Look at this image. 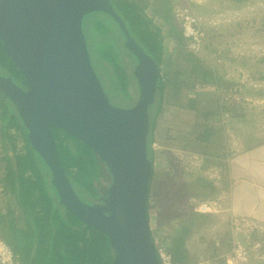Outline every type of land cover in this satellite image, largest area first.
Instances as JSON below:
<instances>
[{"label": "rangeland", "instance_id": "rangeland-1", "mask_svg": "<svg viewBox=\"0 0 264 264\" xmlns=\"http://www.w3.org/2000/svg\"><path fill=\"white\" fill-rule=\"evenodd\" d=\"M135 1L144 6L152 25L161 30L163 60L167 65L160 66V75L180 72L181 85L199 77L203 69L211 71L213 77L207 85L196 83L193 91L184 93L166 85L158 114L149 116V121L155 120L150 145L152 188L148 197V224L153 243L156 249L171 245L175 231L183 225L190 228L183 237L186 264H221L237 246L247 249L245 264H264V231L244 218L237 221L225 215L232 157L244 146L264 142V0H169L170 24L181 35V17L176 10H185L198 20L202 41L198 53L189 47L183 35V47L172 39V29L161 18L166 9L163 0ZM95 21L110 27L107 35L98 33ZM82 28L92 68L110 104L132 107L138 96L136 81L131 77L132 58L120 50L129 98L111 86L112 69L101 59L104 44L116 42L121 47L124 43L117 26L104 14L96 13L83 18ZM7 71L0 62V74L10 76ZM188 97L196 102L193 108L183 110ZM204 125L215 132L207 144L196 139ZM18 144L21 146L20 141ZM2 172L0 168V178ZM108 184L109 178L101 181L103 188ZM77 194L90 204L101 201ZM5 198L0 194L2 212L7 207ZM9 202L16 216H21L13 199ZM206 204L211 207L201 213V205ZM193 213L207 218L198 217L193 224L188 218ZM16 226L24 228V221L17 220Z\"/></svg>", "mask_w": 264, "mask_h": 264}, {"label": "water", "instance_id": "water-1", "mask_svg": "<svg viewBox=\"0 0 264 264\" xmlns=\"http://www.w3.org/2000/svg\"><path fill=\"white\" fill-rule=\"evenodd\" d=\"M91 13L109 16L136 63L138 88L130 108L115 107L96 76L82 28ZM0 42L26 86L0 75V93L14 107L26 141L51 175L59 203L84 225L104 233L114 264H160L147 217V135L158 70L129 35L110 0H0ZM52 129L91 149L111 176L106 195L87 204L73 190Z\"/></svg>", "mask_w": 264, "mask_h": 264}, {"label": "trees", "instance_id": "trees-1", "mask_svg": "<svg viewBox=\"0 0 264 264\" xmlns=\"http://www.w3.org/2000/svg\"><path fill=\"white\" fill-rule=\"evenodd\" d=\"M110 4L123 21L129 35L157 66L159 75L154 96L150 101L148 120L149 116L151 118L152 115L158 114L163 89L166 85L171 88L174 87L176 92L184 93L187 90L193 91L196 83L207 85L209 81H213L211 71L204 69L199 77H194L192 80L188 79L191 81H186L185 85L178 82V78L181 76L180 72L175 71L171 75H160V66L167 65L163 60L161 30L152 25V21L144 13V6H140L135 0H110ZM163 4L166 6L164 15L161 16L160 12L157 13L172 29V39L183 47L184 38L181 31L179 32L174 25L170 24L172 19L170 1L163 0ZM93 14L96 13H91L87 17ZM104 15L112 20L106 14ZM114 24L116 25L115 22ZM94 27L96 30L99 28L98 33L100 35H107L110 31V27L103 25V23L100 24L98 21H95ZM117 29L120 32L118 26ZM103 49L101 59L111 67L113 72L111 86L116 90L119 89L129 98L127 74L120 64L119 54L124 50L130 57L133 55L123 45L118 47L116 42L115 44H104ZM0 62L8 70L7 72L13 81L24 88L23 86L26 84L4 52L1 42ZM195 68H197L196 65ZM131 77L134 79L132 74ZM195 102L194 98L188 97V105H184L182 109L193 108ZM153 119L149 121V133L146 140L149 173L146 201L147 217L150 208L148 197L152 188L151 180L153 177L151 170L152 149L150 147L153 143L152 133L155 128V120ZM52 133L64 173L75 193H79L81 196L85 194L92 199H101L111 183V176L107 169L99 162L91 149L79 140L57 129H52ZM213 133L215 132L210 127L204 125L201 131L196 134V139L207 144ZM18 141H20L21 146H19ZM0 165L3 171L0 178V194L6 196L4 202L7 203L5 211L2 212L0 208V236L18 256L19 264H114V252L107 236L84 225L59 203L57 194L50 182L49 170L26 141L25 128L22 126L12 104L1 93ZM107 178H109V184L107 188H103L101 181ZM10 199H13L21 216H16L15 210L9 205L11 204ZM84 202L90 204L87 201ZM190 216L188 218L190 221H194L193 224L196 223L195 219L198 217L200 219L207 218V216L194 213ZM20 219L24 221V228L22 229L16 226V221ZM189 229V227L182 225L179 230L175 231V237L171 238V245L162 248L170 256L173 264H186L183 237L190 231Z\"/></svg>", "mask_w": 264, "mask_h": 264}, {"label": "crops", "instance_id": "crops-1", "mask_svg": "<svg viewBox=\"0 0 264 264\" xmlns=\"http://www.w3.org/2000/svg\"><path fill=\"white\" fill-rule=\"evenodd\" d=\"M228 177L230 197L225 215L237 221L244 218L264 231V142L244 146L234 155Z\"/></svg>", "mask_w": 264, "mask_h": 264}, {"label": "built area", "instance_id": "built-area-1", "mask_svg": "<svg viewBox=\"0 0 264 264\" xmlns=\"http://www.w3.org/2000/svg\"><path fill=\"white\" fill-rule=\"evenodd\" d=\"M175 13L181 17L182 34L189 42V47L198 53L201 48V35L198 34L199 22L197 19L191 18L186 11L176 10ZM201 213H205L211 207V204L201 205ZM212 206H215L212 204ZM208 208V209H207ZM253 224V223H251ZM160 264H173L170 256L162 249H156ZM247 262V249L245 247H234L231 255L221 264H245ZM0 264H19L17 256L12 249L5 243L0 236Z\"/></svg>", "mask_w": 264, "mask_h": 264}, {"label": "flooded vegetation", "instance_id": "flooded-vegetation-1", "mask_svg": "<svg viewBox=\"0 0 264 264\" xmlns=\"http://www.w3.org/2000/svg\"><path fill=\"white\" fill-rule=\"evenodd\" d=\"M122 45H123V43H122ZM131 58H132L133 63H134V65H135L136 61H135L134 57H131ZM134 65H133V68H134ZM0 75H1V74H0ZM3 76H4V75H3ZM23 87H25V86H23ZM104 193L106 194V192H104ZM105 194L102 196V198H104ZM102 198H101V199H102ZM97 199L101 200L100 198H97Z\"/></svg>", "mask_w": 264, "mask_h": 264}, {"label": "clouds", "instance_id": "clouds-1", "mask_svg": "<svg viewBox=\"0 0 264 264\" xmlns=\"http://www.w3.org/2000/svg\"><path fill=\"white\" fill-rule=\"evenodd\" d=\"M183 35V34H182ZM184 37V36H183ZM187 41V40H186ZM138 97V96H137ZM137 101V100H136ZM148 133H149V131H148ZM148 136V135H147ZM8 245V244H7ZM9 246V245H8ZM10 247V246H9ZM11 248V247H10ZM12 249V248H11ZM155 250H156V247H155ZM13 251V250H12ZM14 253V252H13ZM15 254V253H14ZM156 254H157V252H156ZM16 255V254H15ZM17 256V255H16ZM158 256V255H157ZM17 259H18V256H17ZM158 259H159V257H158ZM19 261V260H18ZM160 262V261H159Z\"/></svg>", "mask_w": 264, "mask_h": 264}]
</instances>
